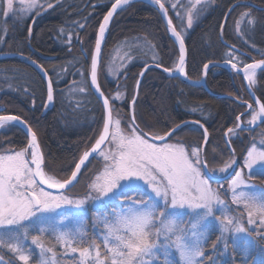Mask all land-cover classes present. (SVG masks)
<instances>
[{"label": "snow or ice", "instance_id": "obj_1", "mask_svg": "<svg viewBox=\"0 0 264 264\" xmlns=\"http://www.w3.org/2000/svg\"><path fill=\"white\" fill-rule=\"evenodd\" d=\"M132 2L115 0L99 24L95 46L90 53L88 76L94 94L103 101V112L97 122L98 134L94 143L74 161L70 175L60 179L49 174L33 128L17 115H0V135L11 130L6 126L19 125L26 129L27 138V144L18 151L0 153V264H15V261L20 264H30V261L32 264H59L57 246L63 249L65 256L71 257L72 264H226L219 261L217 255L230 257L231 264H248V253L256 244L251 237L255 235L264 240V189H257L249 183L256 178L264 182V132L260 133L261 146L255 142L251 144L239 170L234 168L237 163L234 149L223 166L210 168L207 158L209 133L198 120L191 123L204 129L202 146L170 142V138L181 128L180 124L163 134L141 129L135 106L147 66L136 80V92L129 105L130 118H122L117 111L116 102L125 99V92L119 86L111 96L102 91L98 83V69L106 30L114 13ZM151 3L159 6V11L167 20V31L179 47L178 60L173 68L164 67L159 61L155 67L162 68L170 77L178 74L187 80L184 17L178 11L177 3H173L172 9L181 24L178 30L162 0H151ZM208 3L209 0H195L187 9L188 29L192 28L195 20L194 10L199 14L197 5L207 6ZM58 4L60 0H56L55 4L51 0H19L17 10L14 0H0V12L6 23L10 13L25 19L38 16ZM236 7L248 9L235 20L237 35L242 34L241 25L245 20L253 29L258 23L248 4L233 5L224 14L221 34L228 16ZM84 27V24H79V28ZM28 31L31 35V28ZM60 34L64 35L63 28ZM71 40L72 33H69V44ZM244 42L249 43L248 40ZM85 54L82 49L81 55ZM258 54L261 59L243 63L229 52L228 59L224 61L237 75L243 73L250 96L254 95L257 85V70L264 73V51H258ZM115 59L107 66V71L109 75L116 73L118 77L120 69L126 68V63L116 65ZM119 59L124 61L131 57L125 54ZM31 63L48 81L47 102L44 104L47 108L54 101L53 82L41 64L36 60ZM240 64L242 66H238ZM203 68L206 76L209 64H204ZM77 71L84 79L70 91L88 93L90 89L85 73L82 69ZM193 83L199 84L200 81ZM255 103L258 110L248 104L250 119L247 125L256 126L258 121L264 124V102L257 99ZM244 115H237L235 128H228L224 133L230 149L231 138L238 135V131L246 130L242 121ZM92 160H97L100 167L87 177L86 191L82 196L71 195L80 177L89 171L88 164ZM223 180L228 181V192L221 191ZM213 184L220 187H213ZM229 193L231 204L227 202ZM108 208H115V211L104 214ZM89 212L92 213L93 228L102 227L104 230L94 234L91 240L87 238L86 229ZM245 215L247 226L243 223ZM29 240L38 253L26 246L25 242ZM9 253L11 257L5 259Z\"/></svg>", "mask_w": 264, "mask_h": 264}, {"label": "trees", "instance_id": "obj_2", "mask_svg": "<svg viewBox=\"0 0 264 264\" xmlns=\"http://www.w3.org/2000/svg\"><path fill=\"white\" fill-rule=\"evenodd\" d=\"M86 1L72 2L71 5L78 8L75 10L78 15L76 16L77 13L74 14V11L65 23L61 14L57 12L59 6H56L55 9H58L56 13L48 15V20L42 21L30 37L27 36V31H18L14 18L8 17L6 23V18H0L2 32H6L0 45V54L15 55L0 59V113L17 115L28 122L37 133L46 170L60 179L70 175L74 161H77L85 150L91 148L98 134L97 122L100 121L103 112L102 105L89 87L88 73L97 28L113 0H98L99 14L96 17L92 15L89 17L88 13L92 11L93 0H89V4ZM242 4H248L252 8V16L258 21L254 29L247 25L245 20L241 25L242 34L237 35L235 20L248 9L236 7L228 16L226 27L221 34L220 25L225 23L224 14L233 5ZM166 8L169 18L179 29L175 15L167 6ZM261 9H264V0H215L214 6L185 37L188 79L199 81L204 64L224 63L229 52L235 54L243 63L261 59L258 54V51H264V11ZM79 24H84L85 27L81 29ZM61 28L64 29L63 36L60 34ZM69 33H72V40L71 44L67 43L66 48L64 43L68 41L64 38ZM25 36L27 39L23 41L22 37ZM245 40L249 43L246 44ZM138 43H143L142 48L137 46ZM120 46H123L124 52L131 59L124 60L126 68L121 70L116 79H109L107 62ZM147 48L154 51L156 61L153 65L159 61L164 67L172 68L178 59L177 47L166 31L158 12L143 2L130 4L117 12L110 23L103 43L101 66L98 69V83L105 95L111 96L117 90V86L125 92V99L116 102L117 111L122 118H130L129 104L134 95L136 80L142 69L149 65L148 61H152L146 54ZM82 49L86 53L83 56ZM31 59L46 69L53 82L55 92L51 107H44L47 97L46 83L30 64ZM70 64L72 67L69 69L67 66ZM77 69H82L85 73L90 89L88 93L70 91L84 79ZM205 86L206 89L192 87L178 78L166 76L157 69H149L139 88L135 115L141 129L158 134H163L177 124L198 120L209 133L207 145L209 167L218 169L230 158L231 153L225 144L224 133L228 128L235 127V117L241 111L234 101L226 97L243 100L247 96L241 76L225 67H211L205 77ZM8 88H11L10 92L7 91ZM25 88L28 89L27 92L24 91ZM255 92L258 97L264 99V73L261 71L258 72ZM193 108L196 109L195 112L192 111ZM6 128L11 130L0 135V153L18 151L27 144L26 135L20 127L8 125ZM259 131L264 132V124L248 136L245 133L241 143L238 139L232 143L237 167L249 142H253L255 134ZM170 140L186 146H202L203 133L194 124H186L178 129ZM99 167L97 160H92L88 164L89 171L80 177V182L70 194L82 196L86 191L87 177ZM213 187L220 185L213 184ZM114 211L115 208H108L104 214ZM91 218L92 213L89 212L86 219L89 240L98 231L103 233L102 228H93ZM208 251H211V245ZM10 257L9 254L5 255V259Z\"/></svg>", "mask_w": 264, "mask_h": 264}, {"label": "rangeland", "instance_id": "obj_3", "mask_svg": "<svg viewBox=\"0 0 264 264\" xmlns=\"http://www.w3.org/2000/svg\"><path fill=\"white\" fill-rule=\"evenodd\" d=\"M51 1H53V0H51ZM214 1L215 0H209V3L207 4V6H202V5H197V10H200L199 11V14L197 15V12H196V10H194V12H193V14H194V16H195V20H194V23H193V26H192V28H190V29H188L187 28V23H186V21H187V15H186V13H187V9L188 8H190L191 7V4L192 3H194L195 2V0H162V3H164L165 4V6H167L172 12H173V14L175 15V17H176V19L178 20V18H177V14H176V11L175 10H173L172 9V4L173 3H177V5H178V11L181 13V15L184 17V24H183V27L186 29V31L184 32V38L187 36V34L193 29V27L198 23V22H200V20L203 18V16L204 15H206L207 13H208V11L214 6ZM113 2H115V0H113L112 1V3ZM134 3H137V2H134ZM143 3H145V2H143ZM131 4H133V3H131ZM147 4V3H146ZM112 5V4H111ZM110 5V6H111ZM127 6H129V5H127ZM127 6H125V7H127ZM151 6V5H150ZM14 7L18 10V8H19V0H14ZM124 7V8H125ZM123 8V9H124ZM120 10H122V9H119V11ZM118 11V12H119ZM115 16V15H114ZM5 18L4 17V15H3V13L2 12H0V18ZM9 17H11V18H15L16 17V19L18 18V16L16 15V14H13V13H10L9 14ZM25 19H27V18H25ZM25 19H19V20H25ZM103 19V18H102ZM101 23V22H100ZM178 28H180L181 27V24H180V21L178 20ZM164 25V24H163ZM110 26V25H109ZM2 25H1V22H0V42L2 41V39H4V34L5 33H3L2 32ZM99 27V26H98ZM109 28V27H108ZM108 30V29H107ZM179 30V29H178ZM97 31H98V28H97ZM97 31H96V34H97ZM106 33H107V31H106ZM106 36V35H105ZM170 36V35H169ZM68 37V36H67ZM170 38L172 39V41L175 43V41H174V39H173V37L172 36H170ZM104 43V42H103ZM175 45H176V47H177V50H178V54H179V47H178V44H176L175 43ZM137 46L138 47H140V48H142V46H143V43H138L137 44ZM102 50H103V48H102ZM145 51H146V54L148 55V56H150L151 57V59L150 60H152V61H148V63H149V65H153V63L156 61V59H154L153 57H154V51L153 50H150L149 48H147V49H145ZM126 54V52H124V49H123V46H120V48H118V49H116L115 51H114V53L109 57L110 59H109V62H107V66L111 63V62H113V58L114 57H116V59H115V64L116 65H119V64H121V63H124V61H121L120 59H119V57L120 56H124ZM101 59H102V57H101ZM178 60V59H177ZM139 61H141V60H139ZM254 61V59L253 60H251L249 63H252ZM140 63H142V62H140ZM69 69L72 67V64H70V65H68L67 66ZM174 67V66H173ZM172 67V68H173ZM121 70H123V68L122 69H120V74H121ZM161 72V71H160ZM119 74V75H120ZM202 74H203V70H202ZM118 75V76H119ZM145 75V74H144ZM139 77V76H138ZM144 77V76H143ZM202 77V76H201ZM206 77V76H205ZM108 78L109 79H116L117 78V75H116V73H113L112 75H109V73H108ZM143 79V78H142ZM136 85V84H135ZM134 90H135V88H134ZM7 91L8 92H10L11 91V88H8L7 89ZM250 119V118H249ZM17 126V125H16ZM234 137V139L236 138V136H233ZM170 142H174V141H172V140H170ZM255 143H257V145L258 146H261L260 145V141H257V140H255L254 141ZM253 143V142H252ZM251 143V144H252ZM251 144H250V146H251ZM249 146V147H250ZM244 159V158H243ZM243 164V163H242ZM214 169H217V168H214ZM239 170V169H238ZM247 172V170L245 169V173ZM249 183H251V184H253V185H255V187L257 188V189H264V182H262V179L261 178H256V179H253V180H251V181H249ZM219 188V187H218ZM221 191L222 192H228V181H226L225 183H224V185L222 186V188H221ZM227 202L229 203V204H231V195H230V193H229V195H228V197H227ZM232 207L233 208H236V206L235 205H232ZM236 214H238V213H236ZM89 216V213H88V215H87V217ZM87 219V218H86ZM92 219V218H91ZM243 223L245 224V226H247V216L245 215L244 216V220H243ZM69 227H74V225H69ZM100 228H102V227H100ZM103 229V228H102ZM102 231V230H101ZM104 231V230H103ZM102 231V232H103ZM97 234H100L99 233V231L97 232ZM251 239L252 240H254V241H256V244H255V247L252 249V250H250V252L248 253V264H264V240H259L255 235H253L252 237H251ZM45 240H46V243L48 242V238L46 237L45 238ZM25 244H26V246L27 247H30L32 250H33V252L34 253H38V250L37 249H35V247L34 246H32L31 244H30V240L29 241H26L25 242ZM58 247V246H57ZM59 250H60V253L58 254L57 253V259H58V262H59V264H72V260H71V257L70 256H65L64 254H63V249H60V248H58ZM4 252H6V250H3ZM229 252L231 253V249H229ZM9 255H11L10 253H9ZM219 261H222V262H226V264H231V259H230V257H226V256H219V255H217V257H216ZM237 259H239V257H237ZM17 262V264H20V262L19 261H16ZM30 264H32V261H30Z\"/></svg>", "mask_w": 264, "mask_h": 264}, {"label": "flooded vegetation", "instance_id": "obj_4", "mask_svg": "<svg viewBox=\"0 0 264 264\" xmlns=\"http://www.w3.org/2000/svg\"><path fill=\"white\" fill-rule=\"evenodd\" d=\"M73 1H75V0H60V4H58V5H56V6H59V10L58 9H55V7L53 8V9H47L46 11H42V14H40V15H38V16H36V15H33L32 17H30V18H27V19H25V20H19V18H17L16 19V17L14 18V20L16 21V23H17V29H18V31H23V32H25V31H27V36H32V34H33V31H35V29L39 26V24L42 22V21H46V20H48V15H51L52 13H56V11L57 12H59L60 14H61V17L63 18V22L65 23V20L66 19H68L69 17H70V15L76 10V9H78L75 5H71L72 4V2ZM77 2H79V0H76ZM51 2H53L54 4L56 3V1L55 0H53V1H51ZM88 4H89V0H87L86 1ZM99 5H100V3H99V1L97 0L96 2H95V0H93V3H92V5H91V8H92V11H88V13H89V17L92 15L93 17H96L98 14H99ZM77 13V14H76ZM74 14H76V16L78 15V12H76L75 11V13ZM29 28H31V35H29V31H28V29ZM27 38H26V36L25 37H22V40L24 41V40H26ZM66 41H68V38L67 37H65L64 38ZM53 40V39H52ZM3 41H4V39H2V41L0 42V45H2V43H3ZM26 42V41H25ZM67 43L68 42H65L64 43V45H65V47L67 48ZM19 44V43H18ZM33 49V48H32ZM34 50V49H33ZM35 52V51H34ZM20 54V53H19ZM20 59H23L22 57H19ZM31 61H32V59H31ZM31 61H30V64H32L31 63ZM259 71H261V70H259ZM259 71H257V72H259ZM234 72V71H233ZM235 73V72H234ZM236 74V73H235ZM240 76H241V78H242V82H243V85H244V88H245V92H246V96H247V98L246 99H239V100H237V99H235V98H232V97H226V98H229L230 100H232V101H234L235 102V104H237L238 105V107H239V109H241V111H240V113L238 114V115H240L241 113H245V115L242 117V121H244V123H245V125H246V130L245 131H243V132H239L238 131V135H236V138L235 139H238V141H240V143H241V140H242V138H243V135L245 134V133H247L246 135L248 136V134L249 133H251L252 131H254L255 129H257L260 125H262L261 123H260V121H258L257 122V125L256 126H252V125H247L246 124V122H247V120L250 118V112H249V110H248V104H252L253 105V109L254 110H258L257 109V106H256V103H255V101L257 100V99H259L261 102H264V99H262V98H260V97H258V95L256 94V92H255V89H254V95H249V92H248V85H247V83H245V81L243 80V74H239ZM257 78H258V76H257ZM257 86V85H256ZM256 86H255V88H256ZM130 105V104H129ZM0 112H1V109H0ZM0 115H5V114H1L0 113ZM129 116H130V109H129ZM235 128V127H234ZM248 129H251V130H248ZM241 133V134H240ZM260 133H262V132H257L256 134H255V136H254V138H253V142L255 141V140H257V141H260L261 140V135H260ZM227 140H228V138H226ZM232 139V143L235 141V139H234V137H232L231 138ZM224 141H225V135H224ZM252 142H249V145H248V147H247V149L249 148V146H250V144H251ZM225 144L227 145V143H226V141H225ZM230 151H232V147H231V149L230 148H228ZM247 149H246V151H247ZM246 151H245V154H246ZM245 154L242 156V160H241V162L239 163V166L237 167V165H236V170H238V169H240L241 168V166H242V163H243V158H244V156H245ZM237 159V158H236Z\"/></svg>", "mask_w": 264, "mask_h": 264}, {"label": "water", "instance_id": "obj_5", "mask_svg": "<svg viewBox=\"0 0 264 264\" xmlns=\"http://www.w3.org/2000/svg\"><path fill=\"white\" fill-rule=\"evenodd\" d=\"M134 2H145V3H147V4H149V5H151L157 12H158V14L160 15V17H161V20H162V22H163V24H164V27H165V29H166V31H167V20H165L164 19V17H163V15H162V13L159 11V6L158 5H153L152 3H151V0H133V2L132 3H134ZM114 3V2H113ZM112 3V4H113ZM112 6V5H111ZM111 6L109 7V9H108V11L111 9ZM107 11V12H108ZM119 11V9L117 10V12ZM116 12V13H117ZM116 13H114V15L116 14ZM107 14V13H106ZM105 14V15H106ZM104 15V16H105ZM114 15H113V17H114ZM113 17H112V19H113ZM104 18V17H103ZM112 19L110 20V22H109V25H110V23H111V21H112ZM102 21H103V19H102ZM101 21V22H102ZM109 27V26H108ZM99 28V27H98ZM108 29V28H107ZM107 31V30H106ZM98 32V31H97ZM168 32V31H167ZM168 34L171 36V34L168 32ZM105 35H106V33H105ZM173 39H174V37H173ZM104 42V41H103ZM103 42H102V48H103ZM95 46V45H94ZM102 52H103V50H102ZM15 55H13V54H0V59H4V58H9V57H14ZM102 57V56H101ZM37 71H38V73L42 76V78L44 79V81H45V83H46V88H47V83H48V81L44 78V76H43V74L39 71V69H37L36 67H35V65H33V64H31ZM146 67V66H145ZM145 67L142 69V71L145 69ZM147 67H148V70L149 69H152V68H154V69H157V70H159V71H161L162 73H164L166 76H168V77H170L166 72H164L163 70H162V68H157V67H155V65H147ZM211 67H220V68H222V67H225V68H228V69H230V70H232L231 69V66L230 65H227V64H225V63H221V64H209V68H211ZM147 70V71H148ZM146 71V72H147ZM208 71V70H207ZM257 71H259V70H257ZM145 72V73H146ZM141 73V72H140ZM240 74H243V73H240ZM138 78H140V74H139V77ZM143 78V77H142ZM171 78H178V79H180V80H182L184 83H186L187 85H190V86H194V87H198V86H200V87H203L204 89H206V86H205V75H204V69H203V74H202V77H201V79H200V83L199 84H195V83H193V82H195V81H192V80H189V79H187V80H185L184 79V77H180V76H178V74L175 76V77H171ZM88 81H89V87H90V89H91V91H92V93L94 94V92H95V90L94 89H92L91 88V81H90V76L88 77ZM135 92H136V85H135V90H134V94H135ZM94 96L98 99V96L97 95H95L94 94ZM98 101L100 102V104L102 105V108H103V101L102 100H100V99H98ZM46 102H47V97H46ZM52 104H53V102L48 106V107H51L52 106ZM129 109H130V107H129ZM130 113H131V109H130ZM192 121H187V122H185V123H182V124H180L181 125V127L182 126H184V125H186V124H193V123H191ZM195 126H197V127H199V125L198 124H194ZM17 126H19V125H17ZM22 130H23V132L25 133V135H26V129L23 127V126H19ZM200 128V127H199ZM201 129V131H202V133H203V131H204V129L203 128H200ZM227 137H225V141H226V143H227V139H226ZM202 145H203V143H202ZM234 168L236 169V165H234ZM227 180H223L222 181V183L223 182H226ZM51 191V190H50Z\"/></svg>", "mask_w": 264, "mask_h": 264}, {"label": "bare ground", "instance_id": "obj_6", "mask_svg": "<svg viewBox=\"0 0 264 264\" xmlns=\"http://www.w3.org/2000/svg\"><path fill=\"white\" fill-rule=\"evenodd\" d=\"M10 58V57H9ZM204 69V68H203ZM210 69V68H209ZM208 69V70H209ZM185 70H186V64H185ZM208 72V71H207ZM201 79V78H200ZM180 80V79H179ZM181 82H183L182 80H180ZM200 81V80H199ZM184 83V82H183ZM245 83H247L246 81H245ZM186 84V83H185ZM190 86V85H189ZM192 87H194V86H192ZM198 87H200V86H198ZM201 88H203V87H201ZM19 127V126H18Z\"/></svg>", "mask_w": 264, "mask_h": 264}]
</instances>
